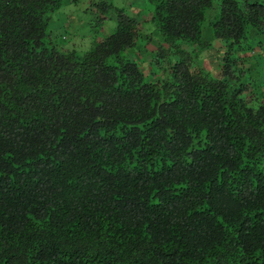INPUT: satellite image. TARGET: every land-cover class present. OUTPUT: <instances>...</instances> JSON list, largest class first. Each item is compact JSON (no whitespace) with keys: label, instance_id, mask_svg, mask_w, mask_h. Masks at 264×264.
Listing matches in <instances>:
<instances>
[{"label":"trees","instance_id":"obj_1","mask_svg":"<svg viewBox=\"0 0 264 264\" xmlns=\"http://www.w3.org/2000/svg\"><path fill=\"white\" fill-rule=\"evenodd\" d=\"M147 1L63 49L61 0H0V264H264V0Z\"/></svg>","mask_w":264,"mask_h":264},{"label":"rangeland","instance_id":"obj_2","mask_svg":"<svg viewBox=\"0 0 264 264\" xmlns=\"http://www.w3.org/2000/svg\"><path fill=\"white\" fill-rule=\"evenodd\" d=\"M61 6L51 14L48 25L51 39L62 43L63 49H82L90 42L93 34H105L115 25V13L110 10L108 19L101 27L96 24L98 17L97 6L102 0H61ZM112 2L116 6H121L130 10L140 19H146L149 15V6L147 0H104ZM213 11L207 14L205 28H202V34L205 39H212L211 27H207V21L212 17ZM145 26H148L146 23ZM218 47V42L215 43ZM154 46L153 42L146 45L138 44L131 50L132 56L139 60L142 67L148 68V53ZM220 52L216 48H211L203 54V65L210 72L216 71ZM252 56L246 57V64L249 67L250 74L254 80L253 92L259 97L264 96V41L259 43L251 51Z\"/></svg>","mask_w":264,"mask_h":264}]
</instances>
